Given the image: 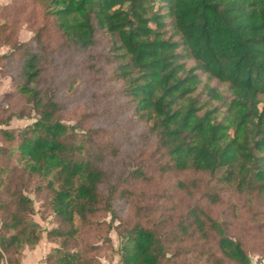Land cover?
<instances>
[{
    "label": "trees",
    "instance_id": "16d2710c",
    "mask_svg": "<svg viewBox=\"0 0 264 264\" xmlns=\"http://www.w3.org/2000/svg\"><path fill=\"white\" fill-rule=\"evenodd\" d=\"M16 10L33 17L27 42L8 17ZM2 46L10 52L0 73L19 66L26 107L0 108V264H20L43 240L29 192L56 217L47 240L60 244L46 264H251L205 203H216V185L264 192V0H13L0 4ZM71 58L89 76L110 66L122 103L105 110L119 107L144 127L141 141L155 146L139 150L148 159L120 169V147L101 140L104 130L65 122L83 73L62 94L50 68ZM32 112L35 122L9 128ZM154 171L191 173L176 185L197 203L179 216L143 203L138 185Z\"/></svg>",
    "mask_w": 264,
    "mask_h": 264
},
{
    "label": "rangeland",
    "instance_id": "374dc122",
    "mask_svg": "<svg viewBox=\"0 0 264 264\" xmlns=\"http://www.w3.org/2000/svg\"><path fill=\"white\" fill-rule=\"evenodd\" d=\"M12 2L13 0H0V4L3 6ZM8 17L19 29V42H27L33 37L34 32L28 23L33 17L28 11L16 10ZM38 17L40 18V16ZM9 52V46L0 47V56ZM81 63L80 58H71L68 64L56 62L55 66L50 68L53 86H57L59 92L66 94V88L73 82L72 79L84 72ZM104 68L99 77L82 74L83 83L79 82L77 85V91L82 93L68 103L64 118L67 124L79 126L78 128L81 130H84L83 128L104 130L106 136L101 140L106 142L111 139L119 145L121 154L116 160V165L120 169L124 165L126 170L130 169L131 163H141L148 159L149 154H146V158H140L139 150L150 152L154 150L155 146L141 141L140 135H142L144 127L137 123L130 113L122 111L119 107H115L113 112L105 110L108 106H116L122 101L115 95L119 84L111 79L112 69L110 66H104ZM19 72L17 64L7 67L6 70L2 68L0 73V108L7 107L9 103L13 104V110L26 107V104L23 106L24 101L16 92ZM202 79L205 80L206 77L202 75ZM33 122H35L34 112L29 118L13 119L9 128L11 130L24 128ZM111 162L115 163V159L112 157ZM153 174L155 177L150 184L139 183L138 185L139 189L146 192L144 198L141 195L137 196L143 203L147 205L158 203V211L174 212L176 216L183 214L188 206H194L197 203L195 195L178 189L176 185V182L190 178L191 173L169 171L162 177L160 171H154ZM213 190L214 192L218 191L219 196L216 203H205L206 211L222 223L226 235L243 243L250 256L251 264H264V192L242 194L234 187L223 188L220 185H216ZM28 196L32 199L34 210L31 220L38 224L43 239H47V232L57 226L56 217L34 192H29ZM120 214L123 218L130 217L131 208L123 207ZM110 220L111 215L108 214L106 221L110 222ZM119 223V220L116 219L115 226H118ZM110 237L114 249L117 250L120 247L118 233L112 230ZM49 242L54 246L60 244L58 240L55 241L56 243ZM118 261L119 256L114 255L112 262ZM104 263L109 264L108 262Z\"/></svg>",
    "mask_w": 264,
    "mask_h": 264
},
{
    "label": "crops",
    "instance_id": "0c3cea01",
    "mask_svg": "<svg viewBox=\"0 0 264 264\" xmlns=\"http://www.w3.org/2000/svg\"><path fill=\"white\" fill-rule=\"evenodd\" d=\"M54 245L43 239L34 249L26 248L20 264H46L44 259Z\"/></svg>",
    "mask_w": 264,
    "mask_h": 264
}]
</instances>
